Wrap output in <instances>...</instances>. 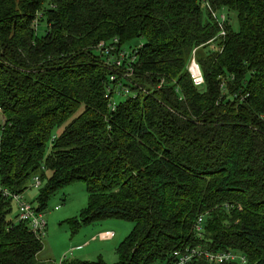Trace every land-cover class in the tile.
Instances as JSON below:
<instances>
[{
    "label": "trees",
    "instance_id": "1",
    "mask_svg": "<svg viewBox=\"0 0 264 264\" xmlns=\"http://www.w3.org/2000/svg\"><path fill=\"white\" fill-rule=\"evenodd\" d=\"M209 4L0 0L1 184L24 194L39 176L45 213L58 191L84 182L88 206L73 231L134 224L115 264H164L199 245L264 264V0ZM213 11L227 18L225 36ZM115 38L145 43L134 50L137 97L111 111L114 83L94 48ZM193 56L201 87L188 71ZM12 206L0 194V264H52L38 262L43 240L9 218Z\"/></svg>",
    "mask_w": 264,
    "mask_h": 264
},
{
    "label": "rangeland",
    "instance_id": "2",
    "mask_svg": "<svg viewBox=\"0 0 264 264\" xmlns=\"http://www.w3.org/2000/svg\"><path fill=\"white\" fill-rule=\"evenodd\" d=\"M229 14L233 28L238 30L237 15L230 12ZM46 28V22H42L38 28V36H44ZM144 43V39L136 38L123 44L122 49L131 53ZM127 97L122 93L121 88H116L114 100L117 103L125 101ZM3 119L2 114L0 123ZM37 195L38 189L31 187V184L24 193L25 199L35 207L38 204ZM87 206L88 194L84 182L73 183L58 191L50 199L45 211L47 228L42 238L44 248L37 256L38 262L52 264H94L100 261L105 264L117 263V249L130 235L134 224L120 219H106L91 224L81 223V227L76 232L73 231L70 221H81V213ZM12 208L9 218L15 219L17 206L13 204ZM107 232H112L114 238L101 240L100 235Z\"/></svg>",
    "mask_w": 264,
    "mask_h": 264
},
{
    "label": "built area",
    "instance_id": "3",
    "mask_svg": "<svg viewBox=\"0 0 264 264\" xmlns=\"http://www.w3.org/2000/svg\"><path fill=\"white\" fill-rule=\"evenodd\" d=\"M203 6L209 10V0H201ZM214 18L216 19L219 28L221 30L220 36H225L224 24L226 16L224 14H218L213 11ZM42 17V15H41ZM38 32L39 22L38 20L34 25ZM119 38H115L112 41L100 42L94 51L105 60V65L110 71V81L114 83L113 86L108 88V96L110 98V109L111 111L116 110L117 102L114 100V94L116 88H121L122 93L126 96L137 97V93L131 91L129 85H133L134 77V64L137 60V52L132 51L127 53L122 49ZM188 71L191 75L193 83L197 87H201L204 84V78L199 64L193 56ZM163 83L159 85V88ZM135 86V85H134ZM3 114V110L0 107V116ZM2 127L5 126V119L0 123ZM55 137L53 138V140ZM3 141V130L0 131V151ZM41 179L39 176L33 177L31 181V187L39 188L41 186ZM0 194L7 199L12 201V204L17 206V221L20 223H26L29 229L37 235L39 238H43L46 234L47 220L45 213L38 212L36 207L29 203L24 194L14 193L11 190L5 188L0 181ZM58 209V207L56 208ZM204 216H200L196 224V233L198 238H203L204 231ZM114 238L112 232H107L100 235L101 240H111ZM194 260H205L209 264H247V258L235 251H224V252H212L205 249L203 246H187L182 249L173 252L172 256L164 264H189ZM63 264V263H61Z\"/></svg>",
    "mask_w": 264,
    "mask_h": 264
}]
</instances>
